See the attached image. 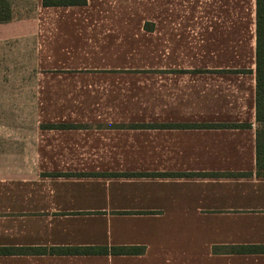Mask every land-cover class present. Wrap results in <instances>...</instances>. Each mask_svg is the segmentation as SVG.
<instances>
[{
  "label": "crops",
  "instance_id": "0c3cea01",
  "mask_svg": "<svg viewBox=\"0 0 264 264\" xmlns=\"http://www.w3.org/2000/svg\"><path fill=\"white\" fill-rule=\"evenodd\" d=\"M10 3L0 264H264L256 0Z\"/></svg>",
  "mask_w": 264,
  "mask_h": 264
},
{
  "label": "trees",
  "instance_id": "16d2710c",
  "mask_svg": "<svg viewBox=\"0 0 264 264\" xmlns=\"http://www.w3.org/2000/svg\"><path fill=\"white\" fill-rule=\"evenodd\" d=\"M87 0H43L44 6H83ZM13 18V11L10 0H0V24L8 23ZM256 175L264 178V0H256ZM247 126V125H244ZM207 175V174H190ZM240 175H251L250 173H241ZM100 252L106 250H99ZM93 249H63L51 248L49 251L45 248L38 249H7L0 248V253L20 252V253H89L99 252ZM115 252H131L121 248ZM133 251V250H132Z\"/></svg>",
  "mask_w": 264,
  "mask_h": 264
},
{
  "label": "rangeland",
  "instance_id": "374dc122",
  "mask_svg": "<svg viewBox=\"0 0 264 264\" xmlns=\"http://www.w3.org/2000/svg\"><path fill=\"white\" fill-rule=\"evenodd\" d=\"M10 56H12V54ZM8 63L12 64V62H3V65H6ZM11 87L12 86H8V85H0V109L1 110L17 107L16 104H18V102L16 101L14 102L13 100H11L12 92H9ZM11 120H13V117L0 116V122H4V121L9 122Z\"/></svg>",
  "mask_w": 264,
  "mask_h": 264
}]
</instances>
